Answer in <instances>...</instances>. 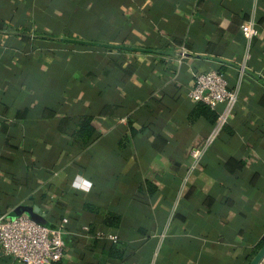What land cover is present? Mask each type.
<instances>
[{
    "label": "crops",
    "instance_id": "1",
    "mask_svg": "<svg viewBox=\"0 0 264 264\" xmlns=\"http://www.w3.org/2000/svg\"><path fill=\"white\" fill-rule=\"evenodd\" d=\"M213 69L238 92L216 135L219 109L188 96ZM19 206L68 220L52 264H249L264 244V0H0V217ZM0 264L24 263L0 249Z\"/></svg>",
    "mask_w": 264,
    "mask_h": 264
},
{
    "label": "built area",
    "instance_id": "2",
    "mask_svg": "<svg viewBox=\"0 0 264 264\" xmlns=\"http://www.w3.org/2000/svg\"><path fill=\"white\" fill-rule=\"evenodd\" d=\"M242 33L248 42L258 35L259 30L252 21L241 24ZM196 83L188 93L190 99L219 109L214 135L228 123L230 114L238 100V92L229 87L226 75L219 70H207L195 75ZM212 139V138H211ZM200 149L192 151L195 159L201 155ZM68 220L56 229L49 228L36 220L27 212L20 215H4L0 217V249L6 255L24 264H52L60 261L65 249L62 232ZM96 237L118 241L115 234L98 232ZM264 264V260L261 262Z\"/></svg>",
    "mask_w": 264,
    "mask_h": 264
},
{
    "label": "water",
    "instance_id": "3",
    "mask_svg": "<svg viewBox=\"0 0 264 264\" xmlns=\"http://www.w3.org/2000/svg\"><path fill=\"white\" fill-rule=\"evenodd\" d=\"M23 212H28L34 220H36L37 222L43 225H47L46 219L44 218L42 212L38 207L19 206L14 210L13 215H20ZM263 260H264V244L258 250L256 255L252 258L249 264H261Z\"/></svg>",
    "mask_w": 264,
    "mask_h": 264
},
{
    "label": "clouds",
    "instance_id": "4",
    "mask_svg": "<svg viewBox=\"0 0 264 264\" xmlns=\"http://www.w3.org/2000/svg\"><path fill=\"white\" fill-rule=\"evenodd\" d=\"M91 186H92L91 183L89 181H87V180H85L83 182V184H79V183H74L73 184L74 188H82L85 191L90 190Z\"/></svg>",
    "mask_w": 264,
    "mask_h": 264
},
{
    "label": "trees",
    "instance_id": "5",
    "mask_svg": "<svg viewBox=\"0 0 264 264\" xmlns=\"http://www.w3.org/2000/svg\"><path fill=\"white\" fill-rule=\"evenodd\" d=\"M263 245V244H262Z\"/></svg>",
    "mask_w": 264,
    "mask_h": 264
}]
</instances>
